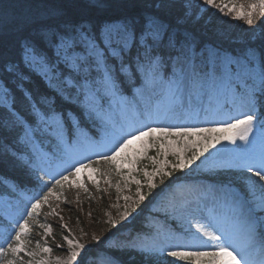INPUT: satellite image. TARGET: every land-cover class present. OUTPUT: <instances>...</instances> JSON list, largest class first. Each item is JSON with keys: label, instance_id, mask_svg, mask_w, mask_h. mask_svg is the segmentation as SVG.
<instances>
[{"label": "snow or ice", "instance_id": "snow-or-ice-1", "mask_svg": "<svg viewBox=\"0 0 264 264\" xmlns=\"http://www.w3.org/2000/svg\"><path fill=\"white\" fill-rule=\"evenodd\" d=\"M117 7L128 5L45 0L38 11L27 5L0 12V164L24 168L43 192L8 220L0 257L12 258L3 264H50L38 253H51L52 246L37 240L29 250L32 241L25 238L30 224L43 229V237L53 234L37 220L43 204L50 208L45 216H58L67 229L51 204L65 188L83 189L91 199L88 183L101 192V178L109 187L113 175L134 183L135 200L120 213L127 220L151 194L135 173L142 171L152 190L157 176L163 183L194 165L221 179L174 198L164 213L188 225L190 250L174 248L170 241L179 243V236L144 244L118 241L111 232L89 237L81 229L84 243L62 231L55 247L66 255L55 264H101L111 250L136 252L143 264L163 258H174L169 264H264V29H253L230 51L205 40L199 27L213 8L249 26L257 18L264 24V0H131V10ZM186 109L224 119L204 127L156 123ZM149 149L157 154L149 156ZM142 159L152 161L151 171L139 167ZM107 223L117 228L115 219ZM21 253L28 259H17Z\"/></svg>", "mask_w": 264, "mask_h": 264}, {"label": "rangeland", "instance_id": "rangeland-1", "mask_svg": "<svg viewBox=\"0 0 264 264\" xmlns=\"http://www.w3.org/2000/svg\"><path fill=\"white\" fill-rule=\"evenodd\" d=\"M236 2L245 3L246 0H236ZM193 3L195 4L196 0H193ZM209 14H211L209 17L220 16L219 18L220 20L218 19V21H225L224 19L230 18L234 24L236 23L238 25V29H236L233 32H231V30L229 29L224 31L220 28L221 31L215 33L216 36H218L220 39L231 38L233 41L236 42L243 41L247 39V37L250 35L253 29L256 31V33L258 32V29L256 28L255 25L249 26L245 24L244 21L242 20L233 19L231 16H223L215 8L211 9L208 13H205V19L203 20L204 23L206 22L210 24L212 19L211 18L208 19ZM256 20L261 22L260 18H257ZM135 91H138V89H133V92ZM205 100H207V98H205ZM215 108H216V104L215 102H213V109ZM223 119L224 117L213 115L211 111L208 113L205 112L197 113L194 110L186 109L182 113H177L176 115L170 116L166 119H161L156 123L161 126L187 124V125L204 127V126H212L213 124L220 123L222 122ZM231 147L232 145L226 143L223 144V148H231ZM217 148L219 149L221 148V146L218 145ZM211 151L213 156L217 154L216 149H213ZM156 154L157 153L154 149H149L148 152L149 156H155ZM94 158L95 157L93 156V159ZM160 159L162 160L163 157L161 156ZM168 159L172 161L175 158L171 154H169ZM99 167L101 168V171H103L106 168V165H104L102 162L99 165ZM139 167L140 168L146 167L149 171H151L154 165L152 164L151 160L142 159ZM88 171L89 170L87 169L84 170V173H82V175L87 177ZM182 173L183 175H187V176L206 175L212 178L213 180H211V182H207L205 180L194 178L192 180H187L185 182L176 184L170 190L162 193L151 206L152 213L154 214L150 216L145 222L146 226L149 229V232L136 233L135 235L131 236V238L135 239L137 243L142 242L144 244H151L153 241L164 242L167 240L169 236H173V237L179 236L181 238L179 243L176 240L170 241L173 244L174 248L190 250L188 249L187 244L188 241H190L191 237L187 232L183 231V229L187 228L188 225L182 224L179 216L165 215L164 214L165 210L169 209L170 204L174 198L178 200L179 197L182 195L191 197L197 194V191L200 190L201 187L205 189L209 188L214 183L218 182L221 179V177L209 173L207 169L204 168L203 165H200V167L194 165L191 170H185ZM135 175L137 179H140L142 181L141 190L144 192L148 188L146 187V185L143 184L144 181L143 172L141 171L135 173ZM98 178L100 177L98 176ZM158 178H160V176H157L155 178V183ZM45 179L47 180L48 177H45ZM111 179H112V185L111 187H109L107 184L104 183L103 179L101 178L100 187L101 189H103V191L101 192H98L91 183H88L89 192L91 193V199L89 198L88 193H85L83 189H72V188H65L63 190V195L61 196L60 200H56L55 196L51 198L52 207L56 208L57 213L60 216H63L64 218L63 222L67 224L66 230H62L60 228L61 221L58 218V216H45V213L50 211L49 205L48 204L41 205V208L39 209L37 214V220L39 223L50 224L53 229V234L48 237H43L42 235L43 229H40L30 224L29 227L30 235L25 238L26 240L32 241V243L28 245L29 250L35 247V241L41 240L42 244L46 241L49 246H52L53 251L51 253H43L41 251L38 253V256L39 258L48 259L50 264H55V260L57 257L63 258L66 255L65 252L56 249L55 247V244L62 243L60 239L62 231L63 234L65 235L70 234L71 237L79 240L81 243H84L85 240L81 239V229L87 232L90 237L93 233L97 235H101V232H103V230L106 231L108 229L110 230L109 232L111 233L114 230H116V228H112L111 225L107 223L109 219H115L117 221V228L122 226V224L128 223L136 214L137 210L135 212H132L131 216H129L127 220H122L120 218V213L124 211L126 204L131 205L132 201L135 200L137 186L134 183L125 185L123 180H121L120 177L115 175H113ZM118 180L120 181V185H121V191L119 193L116 191V182ZM46 190L47 189H44V191ZM38 194L39 195L43 194V192L39 188L35 193L27 194L21 190H18L16 192L7 191L6 189L0 186V244L4 243L3 236L5 235L6 227L9 226L8 220L20 217L22 210L25 209L26 207H30V203L32 199L38 198ZM124 196H129L132 199H130L129 201H125L123 199ZM137 204L135 205V208ZM94 205L100 207L98 213L101 218L96 219L97 221L100 220L99 223L96 222L95 220ZM209 205H211V197H209ZM221 211H227V209L222 208ZM89 212H91V217H89L88 215ZM171 223L176 225L177 228H173L171 226ZM88 225L92 226V229ZM54 227H58V229ZM116 239L118 241L126 240L122 238L120 239L116 238ZM64 247L67 248V245L65 244ZM123 252L130 253L131 256H135V255L140 256L138 253L133 251L125 250ZM11 258H12L11 255L7 257H0V264H3L4 259H11ZM19 258H22L24 260L28 259V257L24 256L22 253L19 254V256L17 257V259ZM172 259L174 258H163L161 264H169V261ZM101 264H118V263L114 262L113 260H111L106 256H102ZM176 264H191V262L177 260Z\"/></svg>", "mask_w": 264, "mask_h": 264}, {"label": "trees", "instance_id": "trees-1", "mask_svg": "<svg viewBox=\"0 0 264 264\" xmlns=\"http://www.w3.org/2000/svg\"><path fill=\"white\" fill-rule=\"evenodd\" d=\"M42 2H45V0H0V12H13V11H21L25 8L27 5H31L32 11H38L39 6ZM51 2L55 3H69L73 2V0H51ZM115 3L119 4H127L128 7H117L115 9L116 12H123L127 10H131V0H115ZM211 14L208 15V19H212L210 24L204 23V21H201L200 28L202 31L203 38L217 46H220L222 48L228 49L230 51H236L241 47V44L239 41H233L231 38L227 39H220L218 36H216L215 33H218L222 30H231V32L238 29V25L232 22V20L224 19L225 21H218L220 16H214L209 17ZM220 20V19H219ZM226 24V25H224ZM256 28L258 29L257 33H260L262 29H264V24H262L260 21L256 20V23L254 24ZM221 28V29H220ZM219 30V31H218ZM227 32V31H226ZM129 95L130 93H126ZM190 178H202L206 180H213L212 178L203 175H194V176H187L183 175L180 171H174L173 176L171 178L164 177L163 183H161V177L157 179L156 189H146L144 193H149L151 191L150 195H147L145 201L139 202L136 206V214L133 216V218L125 224H122L119 228H116L112 232L113 236L120 239V237L125 236V232H128L125 239L130 238L131 236L135 235L136 233H143V232H149L148 227L146 226L145 222L147 219V215L150 213L149 207L154 202V200L163 192L170 189L174 184L181 182L183 180H188ZM0 186L6 189L7 191H13L16 192L18 190H21L26 193H34L38 190V187H36L35 183L29 179L27 171L22 168L18 167L12 163H4L0 164ZM94 216L95 220L101 218L99 216L98 210H100V207H97L94 205ZM93 206V207H94ZM96 222H100V220H96ZM90 226V225H88ZM58 229V227H54ZM92 229V226H90ZM87 230V229H86ZM110 230H106L101 232L104 235H106ZM108 235V234H107ZM99 248H103V245L98 246ZM93 253L97 251V248L91 249ZM108 258L115 257L114 261L121 264H143V258L141 256H131L130 253H125L123 251L119 250H111L110 255L106 256Z\"/></svg>", "mask_w": 264, "mask_h": 264}]
</instances>
